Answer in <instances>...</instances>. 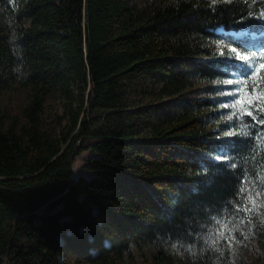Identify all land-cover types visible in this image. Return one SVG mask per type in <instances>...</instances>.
Returning a JSON list of instances; mask_svg holds the SVG:
<instances>
[{"label": "trees", "instance_id": "1", "mask_svg": "<svg viewBox=\"0 0 264 264\" xmlns=\"http://www.w3.org/2000/svg\"><path fill=\"white\" fill-rule=\"evenodd\" d=\"M262 14L0 0V264H264Z\"/></svg>", "mask_w": 264, "mask_h": 264}, {"label": "rangeland", "instance_id": "2", "mask_svg": "<svg viewBox=\"0 0 264 264\" xmlns=\"http://www.w3.org/2000/svg\"><path fill=\"white\" fill-rule=\"evenodd\" d=\"M224 30H220L219 32H223ZM244 35L247 33V32H242ZM264 52H257V53H254V54H248L249 56V60L248 61H243V62H246V64L252 68L253 72H254V76L255 77H258L259 74H261L262 72L264 73V69H262L260 71L259 74L256 73V69L257 67L259 66L260 63H264ZM238 59H239V56L237 55ZM241 90L239 89L238 91V95L241 96H244L245 93H246V90L244 87H242V92H240ZM240 93V94H239ZM239 107H242L241 105ZM82 166H83V162L82 160H80L77 164V168H76V175L79 176L81 174H86L83 169H82ZM111 264H154V258H153V254H152V251L148 248H145L143 250H140L136 247H134L132 249V253L131 255H129L128 257H126L125 259L121 260V261H118L116 263H111ZM163 264V263H161ZM173 264H180L177 262V260L175 259L174 260V263Z\"/></svg>", "mask_w": 264, "mask_h": 264}, {"label": "snow or ice", "instance_id": "3", "mask_svg": "<svg viewBox=\"0 0 264 264\" xmlns=\"http://www.w3.org/2000/svg\"><path fill=\"white\" fill-rule=\"evenodd\" d=\"M213 2H215V0H213ZM262 15H264V14H262ZM232 51L237 52V50L235 48H233ZM237 55L239 56V59L241 61H248L249 60V56L247 53L240 54L237 52ZM262 55H264V54H262ZM262 69H264V63L259 64V66L256 69V73L259 74ZM256 100H264V90L258 89L256 92H246L244 96H241V98L239 100V104L242 106L244 112H247L248 115L252 116L253 113H252L251 109L248 107H243V106L245 104H247V105H254V106L260 107V105L254 104V102ZM262 110H264V108H262ZM262 122H264V121H262ZM244 210L250 211L251 209L245 208Z\"/></svg>", "mask_w": 264, "mask_h": 264}]
</instances>
